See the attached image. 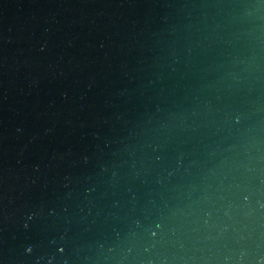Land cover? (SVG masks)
Returning <instances> with one entry per match:
<instances>
[{
  "label": "water",
  "instance_id": "1",
  "mask_svg": "<svg viewBox=\"0 0 264 264\" xmlns=\"http://www.w3.org/2000/svg\"><path fill=\"white\" fill-rule=\"evenodd\" d=\"M0 264H264V0H0Z\"/></svg>",
  "mask_w": 264,
  "mask_h": 264
}]
</instances>
